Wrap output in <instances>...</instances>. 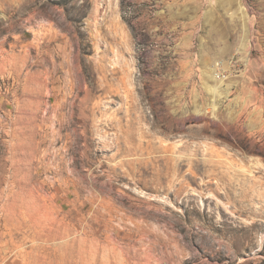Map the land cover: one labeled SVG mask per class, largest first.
Masks as SVG:
<instances>
[{"label": "rangeland", "instance_id": "374dc122", "mask_svg": "<svg viewBox=\"0 0 264 264\" xmlns=\"http://www.w3.org/2000/svg\"><path fill=\"white\" fill-rule=\"evenodd\" d=\"M0 264H264V0H0Z\"/></svg>", "mask_w": 264, "mask_h": 264}]
</instances>
